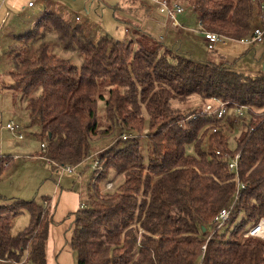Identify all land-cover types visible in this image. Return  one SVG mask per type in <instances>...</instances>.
I'll use <instances>...</instances> for the list:
<instances>
[{"label":"trees","instance_id":"obj_1","mask_svg":"<svg viewBox=\"0 0 264 264\" xmlns=\"http://www.w3.org/2000/svg\"><path fill=\"white\" fill-rule=\"evenodd\" d=\"M181 1L204 30L232 39L264 25V0ZM51 31L65 52L79 56L78 64L52 52ZM20 47L25 57L16 54L3 86L19 92L31 117L41 122L42 150L53 167L76 168L93 154L94 139H111L95 159L99 173L86 202L69 215L76 264H264V239L244 236L264 217L263 69L253 74L227 60H196L161 41L135 44L107 34L94 41L83 26L73 27L54 12L14 39L11 50ZM105 84L111 88L104 98ZM194 95L202 103L227 102V113L218 118L201 113V105L174 103ZM241 105L248 107L243 115L235 111ZM144 113L150 122L147 156L141 146ZM233 129L239 130L234 144L228 133ZM236 153L245 188L218 229L215 217L236 195L237 180L228 168ZM5 161L11 165L8 156L1 159L0 178ZM117 175L121 181L107 188ZM2 200L0 195V264H48L51 198L11 205ZM24 211L29 225L11 235L14 218Z\"/></svg>","mask_w":264,"mask_h":264},{"label":"rangeland","instance_id":"obj_2","mask_svg":"<svg viewBox=\"0 0 264 264\" xmlns=\"http://www.w3.org/2000/svg\"><path fill=\"white\" fill-rule=\"evenodd\" d=\"M29 1L34 3L33 7H29ZM137 1L139 2L138 5L132 3L135 2L133 0H6V3L1 7L0 17L7 13L8 26L14 27L15 34L20 36L33 29L34 24L44 14L45 10H50L57 13L73 27L83 26L85 29H91V36L94 41L104 34L116 40H133L135 44H138V40H143L151 46L156 41H161L168 47L186 53L196 60H205L207 58L209 48L204 33L194 21H190L191 28H184L183 30V28L173 27L168 23L166 14L159 10L155 2L151 0ZM178 1L182 3L181 0ZM182 4L186 7L184 2ZM187 13L188 11L185 14ZM76 16L79 19L76 20ZM180 19H182V16ZM258 25L261 24L256 23V26ZM138 31L141 33H138ZM143 32L146 33L145 36ZM47 40L51 44L53 53L69 59L71 63H79V56L65 52L54 31L48 33ZM12 43L9 42L2 45L3 50H1L0 58V121L2 115V122H0V164L1 159L7 155L16 156V158L8 167H6V161L3 163L6 169L0 178L2 203L11 205L15 200L19 199H35L38 202H42L43 195L51 198L50 211L54 220L51 222L50 237L47 244L48 264H76L77 253L71 246L75 225L73 216L69 215L82 202H86L89 186L95 182V178L99 173L95 169V159L103 150L102 148L108 146L111 139L107 136L94 139L92 143L93 154L80 165H77L76 168L74 167L73 171L64 170L63 166H59L57 173H52V170L50 173H46L47 171L40 170V162L36 164L28 162L27 155H35L41 150L42 128L39 119H33L27 111L25 100L19 92L3 86V83L10 81L7 73L15 66V59L18 58L16 54L20 53L19 58L25 57L24 48L20 47L17 51L11 50ZM17 43L22 45V41ZM215 48L221 56H225L226 60L233 63V67L238 70L254 74L257 72L256 70L264 68V43L247 45L236 39H230L226 44H217ZM258 49L260 50L259 55H257ZM104 86L106 87L101 86L100 94H103L105 98L108 96L111 86L106 84ZM200 100L194 95L187 97L185 103H182L178 98L174 100V103L179 106L183 104L185 107L189 106L187 109L195 105H201V108H203L205 103ZM209 102L215 108H218L217 102L215 103L213 100ZM22 111L23 113L26 112L30 118L24 117ZM12 119H15L13 121L21 125L15 132L7 128V123L11 122ZM98 120L102 127L106 124L105 99L99 100ZM149 123V117L145 114V124L141 138L142 151L145 156H147L149 151L147 138ZM16 133H21L23 138H16ZM228 133L231 142L234 144L236 137L239 135V130L233 129L228 131ZM29 140L32 141L30 147L23 148L25 150L18 148V145L25 147ZM49 169L51 168L49 167ZM44 174H48L50 178L41 183L44 177L41 175ZM51 175L56 178V182L51 178ZM109 179L110 177L107 180ZM121 179L122 175H117L113 186L120 182ZM57 183L62 184L60 186L61 197L60 191L56 196V190L53 191ZM49 186L52 188H48ZM30 218V214L27 211L18 214L14 218L13 225L9 231L10 234L17 235L24 230L29 225ZM240 220L241 217L233 223L230 230H233ZM230 230L227 232L226 237L230 236Z\"/></svg>","mask_w":264,"mask_h":264},{"label":"built area","instance_id":"obj_3","mask_svg":"<svg viewBox=\"0 0 264 264\" xmlns=\"http://www.w3.org/2000/svg\"><path fill=\"white\" fill-rule=\"evenodd\" d=\"M155 2L159 10L162 13H165L167 16L168 23H170L173 27H181L182 24L180 22V16H183L186 13V7L178 2L170 0H151ZM1 3H4L5 0H0ZM33 4V2H30V5ZM79 19V17H77ZM197 26L202 30L204 33L205 40L207 42L208 48L212 49L215 48L217 44L222 43L226 44L228 40L232 39L226 35L207 31L203 29V23L200 19H197L196 21ZM237 41L247 44V45H255L257 43H264V25H258L254 28V31L248 35L242 36L239 39H236ZM1 45H0V57H1ZM213 101L218 103V108H215L212 103H205L204 107L201 110V113L204 114H217L218 118L223 117L227 111V102H224L220 99H213ZM248 107L245 105L238 106L236 108V112L239 115H243ZM7 128L11 130L12 132H15L17 129L20 128V126L14 122H10L7 124ZM216 130L214 129L213 132ZM19 138H22L23 135L19 133ZM123 139H127L128 135H123ZM42 148L45 150L46 144L42 143ZM218 154H220V150L216 151ZM240 153H236L234 156L229 157L228 161V168L231 173H234L236 180H237V187H236V195L234 199L226 206L224 207L219 214L215 217L214 222L216 224V227L218 229H221L225 225V223L230 219V215L232 213V210L235 208L237 200L240 196L241 189L245 188V184L241 181L239 178V160H240ZM97 165V162L95 163V167ZM64 170L73 171L75 168L72 166H63ZM113 186V182L107 183V187L111 188ZM244 236L246 237H257L264 239V217H261L260 220L254 224L252 227H250L245 233Z\"/></svg>","mask_w":264,"mask_h":264},{"label":"crops","instance_id":"obj_4","mask_svg":"<svg viewBox=\"0 0 264 264\" xmlns=\"http://www.w3.org/2000/svg\"><path fill=\"white\" fill-rule=\"evenodd\" d=\"M133 1H135V2H132V3H134V4H136V5H138L139 4V2L137 1V0H133ZM30 2H32V1H29V3H28V5H29V7H33L34 6V3L33 4H31L30 5ZM129 2V1H128ZM6 3V0H5V2L4 3H1L0 2V12H1V7H3V5ZM46 12H54V11H50V10H45V12H44V14L46 13ZM187 12V11H186ZM55 13V12H54ZM43 14V15H44ZM57 14V13H56ZM42 15V16H43ZM41 16V17H42ZM40 17V18H41ZM77 17L78 16H76V20H77ZM181 17V16H180ZM196 17L193 15V14H191L190 12H188L187 14H185L184 16H182V19H180V22H181V24H182V26L181 27H176V28H180V29H182L183 28V30H184V28H191L192 27V25H191V23H190V21H194L195 22V24H196ZM8 23H9V21L7 20V13L6 14H4L2 17H0V45H1V49L3 50V47H2V45L3 44H5V43H11V41H13L14 40V38L15 37H17V34H15V30H14V27H10V26H8ZM15 26H17V27H19L18 25H15ZM85 31H86V33L87 34H90L91 35V32H92V30L91 29H89L88 30V28H86L85 29ZM182 33H183V31H182ZM22 35V34H21ZM259 52H260V50L258 49L257 50V55H259ZM222 57H224V58H222ZM1 58V57H0ZM206 59H209V60H211V61H213V62H216V63H222V62H224L225 60H226V58H225V56H221L218 52H217V50L214 52V53H212V52H210L209 51V53H208V55H207V58ZM227 61H229V60H227ZM256 71H258V70H256ZM22 115L24 116V117H29L30 118V116H28L27 115V113L25 112V113H23V111H22ZM28 119V118H27ZM13 120H15V119H12L11 120V122H14ZM0 122H2V115H1V121ZM8 123H10V122H8ZM7 123V124H8ZM14 123H16V122H14ZM16 124H18V123H16ZM19 125V124H18ZM20 127H21V125H19ZM17 134V136H19V133H16ZM16 135H15V137L16 138H19V137H17ZM23 138V137H22ZM22 138H20V139H22ZM32 141H28L27 143H26V146L24 147V146H19L18 145V148L19 149H22V150H25V149H23V148H28V147H30L31 146V143ZM10 149H12V147H10ZM7 151H10V150H7ZM8 157H9V159H11V162L13 163V160L16 158V156H10V155H7ZM27 157H28V162L30 161V162H32V163H34V164H36L37 162H40V170L41 171H47L46 173H50V171L52 172V173H57L58 171H59V169H56V168H54L53 167V165L46 159V157H45V155H44V153H43V150H42V142H41V150H40V152H37V153H35V155H32V156H29V155H27ZM26 162V161H25ZM49 167L51 168V169H49ZM56 175V174H55ZM42 177H43V179H42V181H41V183H44V180H46V179H48V178H50L49 176H48V174H44V175H41ZM62 176V175H61ZM51 178H53L54 179V181L56 182V178L54 177V176H52L51 175ZM41 183H40V185H41ZM60 186H62V184L60 183H57V186L55 187V189L53 190V191H55L56 190V193H55V196L57 195V193L60 191ZM48 188H52L51 186H49ZM60 193H61V191H60ZM59 193V194H60ZM61 195H62V193L60 194V197H61ZM68 195H69V193H68ZM46 195H43L42 197H45ZM56 198V197H55ZM50 204H52V200H51V203Z\"/></svg>","mask_w":264,"mask_h":264},{"label":"water","instance_id":"obj_5","mask_svg":"<svg viewBox=\"0 0 264 264\" xmlns=\"http://www.w3.org/2000/svg\"><path fill=\"white\" fill-rule=\"evenodd\" d=\"M263 70H264V68H263Z\"/></svg>","mask_w":264,"mask_h":264}]
</instances>
